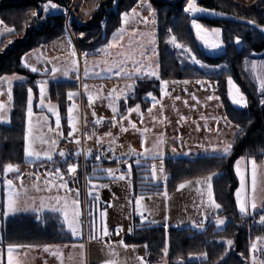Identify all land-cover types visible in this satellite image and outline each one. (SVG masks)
<instances>
[{"label":"trees","instance_id":"1","mask_svg":"<svg viewBox=\"0 0 264 264\" xmlns=\"http://www.w3.org/2000/svg\"><path fill=\"white\" fill-rule=\"evenodd\" d=\"M43 1V0H42ZM141 0H103L99 10L85 21H70L75 46L79 51H93L106 42L109 34L120 25L121 14L128 11ZM155 8L157 28V61L159 79L137 78L134 94L127 97L124 106L139 104L146 109L149 102L147 93L158 96L160 80H190L209 78L218 81L219 94L223 102L227 121L239 126L234 147L227 155L198 156L193 159L184 157H166L163 159V174L169 175L164 184L166 190L187 179L205 174H217L213 180V195L221 205L218 213L226 218L221 228L212 222H205L203 229L188 227H164L162 225H141L134 218L131 229L124 235L127 245H147L145 259L147 263L177 264H248V244L257 237H264V225L241 226V215L237 211L234 190L237 179L233 164L239 157L257 161L264 158V98L258 92L256 80L248 68L251 60L264 58V34L255 28L229 20L211 18L203 15L190 16L184 11L187 0H149ZM41 0H0V16L3 21L15 26V32L6 36L0 43V75L21 73L25 79L13 84V106L8 124H0V167L5 164L23 162L24 117L28 88L34 89L41 78L20 64V58L26 51L43 43L50 42L66 33L63 11L39 14L33 18L31 13L40 9ZM63 9H68L71 0H52ZM202 7L250 19L264 27V0H198ZM195 18L206 26L219 27L224 44L223 52L216 56L207 55L196 43L191 19ZM171 30V31H169ZM83 36H79L81 34ZM171 36L177 43L189 48L204 65L223 64L217 72H207L191 64L182 55V49L168 43ZM241 39L237 47L235 39ZM11 42V43H9ZM231 77L240 87L247 100V107H232L226 97L225 80ZM74 82H49V98L64 110L69 90H76ZM261 97V98H260ZM103 165H112L114 161H104ZM90 165L86 171L91 170ZM151 165L141 164L131 168L134 193H151L163 190L162 184L151 182ZM145 177H148L146 180ZM264 211V207H263ZM263 212L255 213V218ZM38 217H40L38 219ZM139 226V227H137ZM231 239L229 247L225 241ZM72 237L66 231L58 215L44 213L11 215L2 222V240L9 244L66 243ZM165 240L168 244L166 260H163ZM194 256H202L195 258Z\"/></svg>","mask_w":264,"mask_h":264},{"label":"rangeland","instance_id":"2","mask_svg":"<svg viewBox=\"0 0 264 264\" xmlns=\"http://www.w3.org/2000/svg\"><path fill=\"white\" fill-rule=\"evenodd\" d=\"M48 0H41L40 2V9L35 10L34 12L39 14L41 13L42 17L41 19L45 18L46 14H49L50 12H53V9H50L47 13L44 12V4L47 3ZM142 2V3H141ZM53 3V2H52ZM94 3V0H71V3L68 7V9H63L62 7L59 9L60 11H63L65 14V28L66 32L69 30L71 34H73V37L75 39L74 33L71 31L70 27V21L75 20V21H85L86 19L90 18L91 15L99 10V6H96L94 9V12L88 16L86 12L92 8V5ZM140 3L142 5H140ZM149 6L151 8V11L149 10ZM135 9L136 15H133L132 10ZM57 12V11H54ZM59 12V11H58ZM128 16L125 17V21L123 22L124 24H134V23H139L141 24L142 22L148 23L149 21H153L154 24H156V13H155V8L153 5L150 3L149 0H141L134 4L128 12ZM190 16H192L190 13H188ZM195 18L191 19L190 21V27L192 28V21ZM196 20V19H195ZM0 43L3 41V39L8 36L11 33L15 32V26L12 24H8L5 21H3L2 17L0 16ZM198 24H200L206 31L201 33L202 35L205 36L206 39H213L214 37L212 36V29L219 28L216 26H206L202 24L200 21L196 20ZM121 23V19H120ZM11 28L13 31L7 32L5 29ZM194 38L196 40V43L199 45V47L207 54L210 56H216L219 55L223 52L224 49V44L222 41V36L220 37L221 42H222V47L220 49H208L206 48L201 41L198 40L195 34V30L192 28ZM81 37V35H79ZM236 41V39H235ZM59 42V41H57ZM53 42L50 43H43L40 44L25 53L20 58V64L24 68V63H28L32 66H35L38 71L33 72L37 73L41 76V78L38 81L41 80H47L48 82H102L101 79L97 80H90V79H84V81L81 80V71L83 69V65L86 63L85 57L90 58L93 56V52H95L96 49L93 51H79L78 54L72 55L73 49L68 46V43L65 45H62L60 42L59 43ZM49 44V45H47ZM52 44H54L52 46ZM104 44V43H103ZM237 47L240 46V44H236ZM52 46V47H51ZM101 46V45H100ZM99 47V46H98ZM75 50V49H74ZM76 52V50H75ZM88 53L89 55L85 56L84 54ZM72 60H76V68L74 70H71L69 72V75L65 77L62 74L63 69L68 68L71 65ZM189 63H191L190 59H188ZM255 61L257 64V68L255 71L252 69V62ZM192 64V63H191ZM203 64V63H202ZM158 65V61H157ZM248 65L249 70L253 74L255 80H256V85H257V90L258 92H261L259 83L257 80V77H264V67L261 65H264V58L257 57L254 60L250 61V64ZM201 69H204L207 72H217L220 71L222 68H225L223 64H219L216 66H205V67H200L199 65H196ZM53 67H57L58 69H61L60 72L55 74V78H53V74L51 72V69ZM27 68V67H26ZM25 68V69H26ZM27 70V69H26ZM158 71V68H157ZM32 72V71H30ZM99 75L101 71L98 72ZM103 76V75H102ZM110 79L109 82H130L128 79H119L113 78L112 75H109ZM7 78V79H5ZM25 77L21 73H9V74H2L0 75V103L4 104L5 107L4 109L0 110V124H8L10 122V115H11V110L13 106V95L11 99H9L8 96V90L11 88L13 91V84L15 82H19L20 80H23ZM142 78H148V77H142ZM149 78H154V77H149ZM228 78L225 80V86H226V97L232 107L235 108H244L241 107L240 105L234 104L232 102V99L229 96V90L231 88V93L233 97L239 98L240 93L243 94L242 90L238 86V84L232 79L233 84L239 88V92H237L236 87H232L228 83ZM197 80H202L205 81L206 83L204 85L197 84L198 87H195V85H192L193 82H196ZM10 81V83H9ZM168 82H179L175 86H172L174 89V94L175 95H182L183 93L188 94L190 96L192 95H197L200 96L199 94L203 95L200 96V102L194 103V108L192 110H188L186 114L183 115L182 123L185 127L186 131V141L187 145L190 146V149H196L199 148L197 151L200 153H203L199 156H215V155H222L220 152H213L212 149L214 148H222L225 143H234L235 136L237 134V126L233 123H229L228 121L226 122L225 118L227 119L225 108L223 105V102L221 100V96L219 94V87H218V81L214 79H209V78H201V79H190V80H164ZM184 81H188L187 84L184 83ZM85 85H87V89H85ZM171 87V88H172ZM78 89V90H77ZM76 90H69L68 92H75L77 95H75L71 100L68 99V95L66 96V106L64 107V110H61L60 106L55 102L52 101L49 98V86L47 85L45 97H44V105L40 104L41 96H40V90L39 86L37 87V95H34L33 92V100H32V108H33V117H32V123L35 126L32 133L30 134V139H29V144L32 146V148L36 151H40L43 153L44 151L48 150L49 144L48 143H42L41 139L39 137H43L44 140L51 141L55 139L57 141V144L54 146V151L52 153L53 159L51 161H54L56 159H59L61 161H72L67 164V168L69 164L76 165V172L73 174H70V176L74 177L76 173H79L80 176L82 175L81 169L79 166L78 161L76 160H68L67 155L71 154V150L74 151L75 155H79L81 150L86 151L85 153V158L89 156V151L93 149L94 147L105 144L107 143V137L101 136V135H96L94 136V133H90L94 131V122L95 126L99 127L102 126V122L97 124L96 120L100 119L102 121V115L106 111V108H108V105L104 104L105 102L111 103L112 101L116 100L115 98L118 97L120 90L118 88H114L112 91H109L107 88H105L102 83H96V84H83L79 85ZM67 92V94H68ZM167 89L165 86V93L163 94V97H166L167 94ZM208 95H213L215 97H218L219 99H214L213 101H208L207 96ZM244 95V94H243ZM89 96L92 97L91 101L89 100ZM245 96V95H244ZM261 98V97H260ZM118 100V99H117ZM261 100V99H260ZM28 101V100H27ZM52 104L56 106L57 112L60 116V129H56V116L48 110L47 105ZM76 105V108L73 110V116L75 117L74 120V126L76 128V131L74 132L75 136L74 138L68 137V132L72 130V128L68 124V108L72 104ZM169 104V103H168ZM171 105V104H169ZM36 109V110H35ZM38 109L42 110L43 112H38ZM154 111H157V109H154ZM27 104L25 108V117H24V133L23 137L25 134V130L27 128ZM160 113V112H159ZM159 113H153V116H156L157 120L159 118ZM130 115L133 116L134 119H139L141 116V111L137 113L136 111H133L129 113ZM174 114V113H171ZM175 115V114H174ZM155 118H152L154 120ZM46 120V123L44 122ZM104 120V119H103ZM143 120V119H141ZM139 120V121H141ZM176 121L181 124L179 121L178 117L175 118ZM165 121V120H163ZM91 122V123H90ZM51 129V131H49ZM140 129V138H135L134 140L131 141V136L129 137L128 143H125L124 140L121 141V149L124 150L123 153H125L126 148L128 145H132L133 147V153L135 152V149H138V147L135 148V144L139 142H142V147H143V152H145L146 149H152L153 146L156 143H149L150 139H146V133L144 131V127L142 125H139ZM184 132V131H183ZM182 131H179L177 134L175 131L173 132L171 129L165 130L164 132H156V137L158 139L160 137L166 136V135H171V134H177L181 135L183 133ZM77 135V136H76ZM84 138V145L82 144H74L73 139L79 137ZM189 139H188V137ZM36 137V139H33ZM172 137V136H171ZM97 139H99L101 142L98 144ZM24 141V139H23ZM147 141V142H146ZM168 141V140H167ZM172 141H175V143H172ZM181 143V139L179 137L172 138L171 143L167 145V142H165L162 145V151L164 152L163 159L167 157L169 154H167L168 151H171L170 157H184V158H189L193 159L195 157H188L189 155L187 149L185 151L177 149ZM187 146V147H188ZM126 147V148H125ZM207 149V151H205ZM63 150L65 152V156L61 157L59 155V152ZM121 150V151H122ZM130 150V149H128ZM141 152V153H143ZM177 153V154H175ZM186 154V155H185ZM134 154L128 156H133ZM167 155V156H166ZM243 158V159H241ZM46 159V161H44ZM160 159V158H156ZM237 159H240V169H241V175H244L246 178V192L249 197L252 195V190H251V161L255 160L252 158H247V157H239ZM235 160V162L237 161ZM44 162V163H43ZM47 162V163H46ZM233 164V169L234 165ZM256 166H257V174H258V186H257V191H256V197H257V204L258 208L257 210L260 209L262 215H264L263 211V205H264V158L257 161ZM154 164V163H153ZM16 171L5 173L4 172V165L0 167V223L3 222L4 219L7 217L11 216L12 214L8 215L5 217L3 215V204L4 201L11 197L14 200H16V196L21 193H27V192H33L37 190L35 186L31 183V179L29 175L32 173L35 174L37 177L44 178L42 176H48L49 173L51 175L49 176H56V168L60 169V164L57 165V163H51L49 160H47L46 157L41 155L39 158L36 157H26L24 155L23 151V162L19 164H12ZM160 166V163H157L156 166ZM129 165L127 164V168ZM87 168V167H86ZM113 169H119V171L115 172L114 175L117 176L118 174L122 173L120 168H113ZM61 170V169H60ZM129 171V169H128ZM64 172H61V175L63 176ZM103 177L109 176L106 172L102 173ZM101 174V175H102ZM215 174V173H214ZM234 174L237 179V187L234 190V200H235V193L236 189L240 187V177L237 176L235 170ZM94 176V173H92ZM217 175V174H216ZM215 175V176H216ZM210 176V175H208ZM206 177V174L203 176H197L193 177L187 180L185 183V194L182 198L179 200H176V202H184L185 204H191L193 205V208L191 209L192 215L195 216V222L194 223H200L201 221L205 222H212L216 228H221L222 226L217 227L215 220L217 217H220L226 221V218L218 213L219 210L217 209H212L210 213L211 216H208L207 218H200L203 216L201 213L202 211H205L203 207L208 208V203H207V195H206V185L204 184H197L198 180H203ZM163 178V176H162ZM11 180L12 186L11 188H8L6 191V185L4 184L5 180ZM86 180V186L85 182L83 179L82 186L79 185V181L77 179H74V181L77 183V189L74 191V193L70 196L68 193L67 200L70 202L72 199L77 198V193H78V199L80 201L79 205V210L81 213L80 216V221H81V227L84 229V224L85 225H91L96 223L97 217H96V211L100 209V203L96 202V204L91 203L89 192L91 189L89 188V180L85 178ZM164 180V178H163ZM213 182V181H212ZM57 185V184H56ZM35 187V189H33ZM180 190V188H179ZM177 190L176 193H174V196H178L182 191ZM14 192V193H13ZM243 195V193H242ZM139 196V194H133L131 202H134L132 205L136 207V197ZM71 197V198H70ZM143 199L141 203L145 206L144 209H146V212L149 214V209H153L155 206V203L159 204L162 203L167 206V203L171 201V197H153V196H142ZM170 198V199H169ZM214 198V195H213ZM169 199V200H168ZM16 202V201H15ZM236 204V200H235ZM96 208V210H95ZM153 211V210H152ZM237 211L239 213V210L237 208ZM240 214V213H239ZM209 215V214H208ZM207 216V215H206ZM204 216V217H206ZM190 217V216H189ZM191 219V218H190ZM259 220V219H258ZM193 221H191V226H193ZM186 225V224H184ZM181 225V226H184ZM176 227L175 225H167L168 227ZM165 227V226H164ZM253 239L252 241H255ZM251 242V241H250ZM260 250L256 253H250L249 252V247L250 243L248 244V260L247 263L251 264V257L252 255H256L258 260H264V242H260ZM195 258L197 257H202V256H194ZM163 260H166V255L164 253ZM147 263V262H146ZM148 264V263H147Z\"/></svg>","mask_w":264,"mask_h":264},{"label":"crops","instance_id":"3","mask_svg":"<svg viewBox=\"0 0 264 264\" xmlns=\"http://www.w3.org/2000/svg\"><path fill=\"white\" fill-rule=\"evenodd\" d=\"M101 1L103 0H94L92 8H90L86 12V14L90 16L94 12L96 6H98L99 2ZM141 3L140 5H142ZM60 8L61 7L58 5L56 9H53V12L60 11L59 10ZM131 8L129 10H131ZM128 11H125L123 13H127ZM118 29H123L122 39L120 38V36H117L115 41H113V33L117 32ZM150 34H154V39H155L154 43L150 42L149 39ZM69 40L71 41V44H69ZM54 41L55 42L59 41L57 42L59 43L58 45H60V42L62 43V45L68 43V46L72 49H75L76 53L78 54V49L75 46L74 40L72 38V34L69 30H67V32L64 35L50 41L49 44L53 43ZM110 41H113V46L105 48V46H107ZM157 41H158L157 28H156V24H154L153 21H149L148 23L141 21V24L140 22L134 24L133 23L124 24L121 21L119 27H117L109 34L106 42L96 48L95 52H93L94 53L93 56H91L90 58L85 57L86 63L83 65V69L81 71V80L84 81V79H90L94 81L97 79H101L102 82H79V84L78 82H74L76 83L77 88L79 85L81 86L83 84L102 83V85L105 88H107L109 91H112L114 88H118L120 90L118 95L119 97L118 100L116 99L111 103L109 102L104 103L108 105V108H106V111L102 115V118L104 120L102 119L101 124L102 122L105 121L103 125L96 127L95 126L96 124L94 122V131L90 132L91 134L94 133V136L101 135L108 138L107 143L105 144L112 145L116 150V155L112 156L110 159L111 161H114V164L103 165L102 163L99 164L96 163L89 172H86V175L84 177L82 175L80 176L79 173H76V175L72 177L67 172V164L72 161H66V160L61 161L59 159L50 161L51 163H55V164L57 163V165L60 164L61 172H64L63 181H61L59 178L49 175L42 176L44 178L37 177L35 174L32 173L31 175H29V177L31 179V183L33 184V186L37 188V190L33 192L29 191L23 194L19 193L16 196V200H15L17 207L21 209L27 207L29 210L18 211L12 215L29 213V214H35L36 216H40L44 213H54L59 216L61 223L64 225L63 217L60 215V213L52 212L50 210V206L52 204H55L56 202L55 199L53 198L56 196L67 198L68 193L71 196L74 193V191L78 188L77 183L74 181V179H77L79 181V185L81 186L84 179L86 186L85 178H87L90 179L89 188L91 189L92 192V195L90 196L91 203L94 204H96V202L100 203V209L96 211L97 222L94 223L95 228L93 227L94 224H91L90 226L88 224L87 225L84 224V229H82L83 227H81L80 224L79 234L75 237L72 236L70 230L67 228L66 225H64L66 231H68L72 237V240L70 242L13 244L18 246H24L18 248L17 251L13 252V259L17 261V264H106L107 261H113L114 264H141L140 258H143L145 264H147L145 259L144 245H127L123 241V237L125 234L129 232V229L131 227L134 218H136L139 222H141L140 214L136 212L135 205L134 207L132 206L134 202H131V200H134L132 199V197L133 194H135L133 189L132 170L128 178H126L125 180H119V179H112L110 176L103 177L102 173L105 172H102L99 169L120 168L121 172L126 174L128 173V169H129V167L127 168V164L131 165V168L133 166H137L135 163L137 156L136 155L128 156V154L132 155L133 153L132 145L130 144L127 146V148L125 147L126 151L125 153H123L125 149L124 150L121 149V141L124 140L125 143H128L130 136H131V141L134 140V137L139 139L141 135L140 133L141 131L139 129L140 124L142 125V127L145 128L144 131L146 130L145 131L146 139L147 138L150 139L149 143H157V141L159 140L158 137H156V132H164L165 130L171 129L173 132L175 131L177 134H179L178 133L179 131L182 132L184 131L180 136L177 134H171V135L163 136V139L165 140V142H167L168 145L169 143H171L172 138L179 137L181 139V143L177 149L182 151H185L187 149L189 153V155H187L188 157H198L199 155L203 154L197 151L199 148L196 149L189 148L190 146L187 145V141H186L187 134L185 131V127L182 123L183 115L186 114L188 110L190 109L192 110V108H194V103L200 102V98H201L200 96L203 95L199 94L200 96L197 95L190 96L186 93L185 94L183 93L182 95H175L172 86H175L179 82H168L166 85V89L168 92L166 94V97H163L161 91H159L158 96L153 94V96L156 97V101L158 102H154L147 95L145 96V98L149 102V105L146 109H142L139 104H136L134 106H127V107L124 106L123 108L126 98L134 94L136 79L140 77H148V76L142 74L139 77L134 76L130 79L129 77L124 76L123 74L120 76H116L115 68L113 69L112 73L102 70L114 64L121 63V61H124L125 58L129 56L132 57V59L139 62V65L137 66H140L145 70L148 67H151L153 70H157ZM53 45L54 44H52V46ZM100 49H104V50L98 51ZM124 66L129 71L134 70V66L130 60ZM86 68L88 71L87 76L85 75ZM26 69L31 71L30 68H26ZM99 71H101V73L100 75H97ZM109 75H112L113 78L119 77V79H128L130 82H109L110 79ZM133 83H134V87L129 90L127 86ZM192 85L198 87L196 82H193ZM35 86L36 87L32 89V91L36 96L38 84H36ZM48 86H49V82H48ZM177 97H179V99H177ZM27 100H28V92H27ZM168 103L171 105H169ZM110 105L117 108V113H113L112 107H110ZM137 105H139L141 111V116L138 120L134 119L133 116L130 115L128 112L129 108H135ZM149 109H151V112H149ZM154 109H157V111H154ZM38 112H43V111L38 109ZM156 112L157 113L160 112L158 120L156 116L151 117L153 113ZM171 113H174L175 115ZM176 117H178L181 124H179V122L175 120ZM152 118L155 119L152 120ZM133 125L135 127H133ZM122 129L124 130L122 131ZM74 137L75 136H72V138ZM77 140L80 141L81 145L82 144L84 145L83 137L80 136L79 139L77 138L73 139V143L77 144L76 143ZM172 143H175V141H172ZM136 147H138V149H135L134 153H141L144 151L142 147V142H140V140L138 143L135 144V148ZM70 153L75 155L73 150H71ZM167 154L169 155L166 156L170 157V155H172L173 153L171 154V151H168ZM207 156H211V155H207ZM140 159H141V164H150L151 167L153 165H157V163L161 164V159H152L150 156L141 157ZM44 161H46V159ZM92 173H94V176L92 175ZM122 173L118 174L117 176L121 175ZM151 174H152V169H151ZM213 174L214 173L206 174V177L208 175H213ZM215 177L216 176L214 175L213 180L215 179ZM64 181H67V189L61 188L59 186ZM161 181L162 178L156 181L151 180L153 184H162L164 187L162 191L151 192V193H136V194H139V196H153L156 198L171 197V201L167 203V206L166 204L164 205L163 202L159 204L155 203V206L152 209L153 211L149 209L148 210L149 214H148L146 212V209H144L143 215L147 218V220L155 221V223H153L152 225L165 226V225L173 224L176 227L191 226L189 225L191 224V221H193V223L196 221L195 216L192 215V213L190 212L191 209L193 208V205L185 204L184 202H182V204L180 202H176V200H179L184 196L186 188L184 187L183 189H180L182 192L177 197L174 196V193H176L177 190H179V185L181 183L185 184L186 181H182L178 183L175 186V188L171 191L166 190V186L164 184L165 179L163 182ZM93 184L107 185V187H97L93 189L92 187ZM53 185L55 186L53 187ZM35 187H33V189H35ZM97 195L99 196V201H97L94 198ZM42 201L45 204L49 205V207H44L42 211L33 210V209H39ZM203 208L205 211L201 212L203 216L200 218H207L208 216H211L212 213L210 212H212L211 211L212 208L209 205L208 208L205 207ZM105 210H106V216H102L101 213L105 212ZM256 212H260V209L256 210ZM105 225L107 226L110 233L109 236L107 237L103 235V229ZM118 228L121 229L119 230V232H118ZM1 240H2V223H0V264H7L8 245L2 244ZM121 240L123 241V244L120 243ZM81 245H83L82 248L80 247ZM46 248L48 249L47 251L45 250Z\"/></svg>","mask_w":264,"mask_h":264},{"label":"snow or ice","instance_id":"4","mask_svg":"<svg viewBox=\"0 0 264 264\" xmlns=\"http://www.w3.org/2000/svg\"><path fill=\"white\" fill-rule=\"evenodd\" d=\"M58 7L57 4L52 3V0H48L47 3L44 4V12L47 13L50 9H56ZM149 10L151 11V8L149 6ZM184 11L186 13H190V14H200V13H207L208 10L204 9L203 7H197L195 0H187V5L184 9ZM133 15H136V11L135 9L132 10ZM209 14H215V13H209ZM33 18H38V13L37 12H32L31 13ZM128 16V13H123L121 14V21L122 22H126L125 21V17ZM0 23H2V21H0ZM247 23L249 24H255L254 21H248ZM257 28H260V31L264 32V27H261L259 25H256ZM192 28L195 30V34L196 37L198 38L199 41H201L203 43V45L208 48V49H220L222 47V42H221V32L222 30L220 28H215L212 29V36L214 37L213 39L209 40L206 39L204 35H202L201 33L205 32L206 30L196 22V20L194 19L192 21ZM5 31L7 32H11L13 31V29L11 28H7L5 29ZM122 31L123 29H118L117 32L113 33V41H115L117 36H120V38L122 39ZM171 31V30H169ZM84 34L82 33L81 36H83ZM150 42L154 43L155 39H154V34H150ZM113 41H110L109 44L107 46H105V48L108 47H112L113 46ZM242 41L239 37L236 38L235 43L236 44H240ZM11 43V42H9ZM168 43H170L171 45L175 46L177 49H182L181 54L185 55L186 54V58L190 59L192 64L195 65H199L200 67H205L206 65L202 64V62L197 59V57L192 54L191 50L187 47H185L182 44L177 43V38L175 36H171L170 39L168 40ZM69 44H71V41L69 40ZM104 49H100L98 51H102ZM72 55H76L75 50L73 49L72 51ZM85 56L89 55L88 53L84 54ZM143 55V54H142ZM131 61L133 66H134V70L133 71H129L124 65L128 62ZM76 64L77 61L76 60H72L71 65L68 68L63 69L62 74L67 77L69 75V72L71 70H74L76 68ZM139 65V62L132 59V57H126L124 61H121V63L119 64H114L112 66L107 67L106 69H103L102 71H107L109 73L113 72V69L115 68V75L116 76H120V75H124L129 77L130 79L132 77H139L140 75L144 74L147 75L148 77H156L157 79H159V73L157 70H153L151 67H148L146 70ZM24 66L27 68H30V70L32 72H37L38 69L35 66H32L28 63H24ZM252 69L253 71H255V69L257 68V64L255 61L252 62ZM262 67H264V65H261ZM159 67V65H157V68ZM61 69H58L57 67H53L51 69V72L53 74V78H55V74H57L58 72H60ZM85 75H88V71L87 68L85 69ZM97 75H99V73H97ZM7 79V78H5ZM258 83H259V87L262 93V96H264V77H257ZM10 83V81H9ZM168 81H164V80H160V91L161 94L163 95L165 93V86L167 85ZM185 84L188 83V81H184ZM197 84H201L204 85L206 82L202 81V80H197L196 81ZM228 83L230 86L232 87H236L237 92H239V88L237 86H235L233 84L232 79L229 77L228 78ZM38 86H39V90H40V96H41V100H40V104L44 105V97H45V93H46V89H47V85H48V81L47 80H41L37 82ZM85 89H87V85L84 86ZM128 89H132L134 87V83L133 84H129ZM28 92V101H27V128L25 130V134H24V155L26 157H36L39 158L41 155H43L44 157L47 158V160L51 161L53 159V151L54 146L57 144V141L55 139L51 140L50 142L47 140H44L43 137H39L41 139L42 143H48L49 147L48 150L44 151L43 153H41L40 151H36L32 148V146L29 144V139H30V134L32 133L33 129H34V125L32 123V117H33V108H32V100H33V91L32 88H28L27 90ZM68 99L71 100L75 95H77V93L75 92H68ZM8 96L9 99H11L12 97V90L11 88H9L8 90ZM147 96L150 97L154 102H158L156 101V97L153 96V94L151 92L147 93ZM229 96L232 99V102L234 104L240 105L241 107H247V100L246 97L240 93L239 98L233 97L232 93H231V88L229 90ZM92 97L89 96V100L91 101ZM115 99H119V97H116ZM177 99H179V97H177ZM214 99H219L218 97H215L213 95H208L207 96V100L208 101H213ZM261 105H264V98H262L260 100ZM5 105L0 103V110L4 109ZM48 110L50 112H52L55 116H56V129L59 130L60 129V116L57 112L56 106L52 105V104H48L47 105ZM110 107H112V111L113 113H117V108L110 105ZM76 108V105L73 103L69 108H68V124L69 126L72 128L71 131L68 132V137H72L74 135V132L76 131V128L74 126V120L75 117L73 116V110ZM133 111H136L137 113H139L140 111V107L139 105H137L135 108H129L128 112L131 113ZM149 112H151V109H149ZM123 118V117H122ZM226 122L227 119L225 118ZM46 123V120L44 121ZM96 123L99 124L101 123V120L98 119L96 120ZM133 127H135L133 125ZM124 129H122L123 131ZM49 131H51V129H49ZM146 131V130H145ZM237 131L239 132V126H237ZM33 139H36V137H34ZM101 141L99 139H97V143L99 144ZM77 144L80 143L79 140L76 141ZM165 143V140L163 139V137H160L159 140L157 141V143L153 146L152 149H146L145 152L143 153H132L134 155L137 156V159L135 161L137 166H141V157H151L152 159H156L157 157H159L161 159V164L159 166V172L160 175H163V156H164V152L162 151V145ZM234 145L232 143H225L223 145L222 148H214L212 149L213 152H220L222 153L223 156H227L233 149ZM108 151H114L113 148L109 147ZM205 151H207V149H205ZM59 155L61 157L65 156V152L63 150H61L59 152ZM102 156L101 155H97L96 156V160H101ZM243 159V158H241ZM251 190H252V195L251 197L248 196L247 192H246V178L244 175H241V169L239 167L240 165V159H237V161L235 162L234 165V170L237 174L238 177H240V187H238L236 189V193H235V200H236V207L239 210V213L242 216L245 215H249L250 214V209L252 212H255L258 208V204H257V197H256V191H257V186H258V174H257V166H256V162L255 160H252L251 162ZM4 172L5 173H9V172H13L16 171L17 169L14 168V166L11 163L5 164L4 165ZM77 170L76 165L73 164H69L68 168H67V172L69 174H73L75 173ZM95 170V169H94ZM102 172H106L112 179H119V180H125L126 178H128L131 174V165H129V171L128 173H122L119 176H115L114 173L119 171V169H99ZM49 175H51V173H49ZM216 174L210 175L205 177L203 180H198L197 184H204L206 185V195H207V203L208 205L212 208V209H217L219 210L221 208V205L219 203H217L215 201V199L213 198V184H212V180L213 177ZM56 176L63 181V176L61 175V170L59 168H56ZM160 177H158L157 175V166L153 165L152 166V174H151V180L152 181H156L158 180ZM145 179L147 180L148 177H145ZM12 181L11 180H5L4 184L6 185V191L8 188H11L12 186ZM55 185H53L54 187ZM61 188H65L67 189V181H64L63 183H61L59 185ZM93 189L97 188V187H107V185H97V184H93L92 185ZM185 187L184 183H181L179 185L180 189H183ZM243 193V195H242ZM92 192H89V195H91ZM97 201H99V196H95L94 197ZM53 199H55V204H52L50 206V210L52 212H58L60 213V215L63 217V223L64 225L67 226V228L70 230L72 236H77L79 234V225L81 223L80 221V210H79V205H80V201L78 199V193H77V198L72 200L71 202H69L67 200L66 197H60V196H56ZM143 197L142 196H137L136 197V212L140 214V220H141V225L144 224H153L155 223L154 220H147V218L143 215V211L145 206L141 203ZM44 207H49V205L45 204L43 201L41 202V206L39 209H33L35 211H42ZM29 209L27 207L21 209L19 207H17L16 202L13 198L9 197L4 201L3 204V215L5 217H7L10 214H14L18 211H28ZM102 216H106V210L105 212L101 213ZM40 217H38L39 219ZM257 223L264 225V215H260L259 216V220L256 221ZM215 223L217 225V227L222 226L225 224V220L217 217L215 220ZM93 227L95 228V224L93 225ZM139 227V226H137ZM165 227L167 228V225H165ZM193 227L196 228L197 230L203 229L204 227V222L201 221L200 223H194ZM118 228V232H119ZM129 231H132V229L130 228ZM117 232V234H118ZM109 230L107 228V226L105 225L104 229H103V235L105 237L109 236ZM260 242H264V237H257L255 241H251L250 242V247H249V252L250 253H256L260 250V246L261 243ZM121 244H123V241H120ZM225 243L231 247V245L234 243L233 240L228 239L225 241ZM167 240H165V247L163 249L165 255H167L168 252V247H167ZM20 247H24V246H18V245H13V244H9L7 246V264H17V261L13 259V252L17 251L18 248ZM81 248L83 247V245L80 246ZM145 247H147V245H145ZM46 251L48 250L47 248L45 249ZM141 259V264H145L143 258ZM106 264H114L113 261H107ZM251 264H264V260H258L256 255H252L251 257Z\"/></svg>","mask_w":264,"mask_h":264},{"label":"built area","instance_id":"5","mask_svg":"<svg viewBox=\"0 0 264 264\" xmlns=\"http://www.w3.org/2000/svg\"><path fill=\"white\" fill-rule=\"evenodd\" d=\"M109 147L113 148L114 151H108ZM85 153L86 151L81 150L78 156L72 153L67 155L68 160L78 161L83 177L86 175L85 170L88 165L94 166V164L96 163L99 164L101 162L110 160L112 156L116 155V150L110 144H101L91 149L89 151V156L87 158H85ZM98 154L102 156V159L99 161L96 160V156ZM256 221H258V219L255 218V212H252L250 209L249 215H245V216L241 215L240 224L242 227L249 229L251 226L259 225V223H257ZM148 264H162V263H148Z\"/></svg>","mask_w":264,"mask_h":264},{"label":"water","instance_id":"6","mask_svg":"<svg viewBox=\"0 0 264 264\" xmlns=\"http://www.w3.org/2000/svg\"><path fill=\"white\" fill-rule=\"evenodd\" d=\"M195 3L197 5V7H202V6H200L198 4V0H197V2L195 0ZM186 5H187V2H186ZM186 5H185V7H186ZM203 8L204 9H207L208 12L207 13H200V14H191V15L193 17H197L199 15H203V16H207V17H211V18L229 20V21H232V22H235V23H240V24H244V25L251 26V27L255 28L256 30L260 31V28H257L256 27V25H259L256 22H255V24H249V23H247L248 21H252L250 19L237 17V16H234V15H231V14H227V13H224V12L216 11V10H213V9H208V8H205V7H203ZM209 13H215V14H209ZM260 32L262 34H264V32H262V31H260ZM165 177H166V179H168L169 178V175L167 174ZM177 264H183V261L182 260H178Z\"/></svg>","mask_w":264,"mask_h":264},{"label":"bare ground","instance_id":"7","mask_svg":"<svg viewBox=\"0 0 264 264\" xmlns=\"http://www.w3.org/2000/svg\"><path fill=\"white\" fill-rule=\"evenodd\" d=\"M196 2H197V0H196ZM157 175H158V177H160L159 179H161V175H160V172H159V165L157 166Z\"/></svg>","mask_w":264,"mask_h":264}]
</instances>
